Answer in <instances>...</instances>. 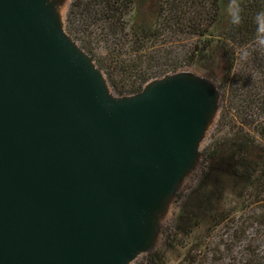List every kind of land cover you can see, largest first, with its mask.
I'll return each mask as SVG.
<instances>
[{"label":"water","instance_id":"obj_1","mask_svg":"<svg viewBox=\"0 0 264 264\" xmlns=\"http://www.w3.org/2000/svg\"><path fill=\"white\" fill-rule=\"evenodd\" d=\"M217 99L183 73L117 97L54 0H0V264H132Z\"/></svg>","mask_w":264,"mask_h":264},{"label":"trees","instance_id":"obj_2","mask_svg":"<svg viewBox=\"0 0 264 264\" xmlns=\"http://www.w3.org/2000/svg\"><path fill=\"white\" fill-rule=\"evenodd\" d=\"M238 2L243 21L233 27L226 15L229 0H72L64 29L117 97L139 93L148 82L180 73L199 57L214 78L221 68L215 132L199 152L205 167L166 245L184 250L183 240L195 229L214 232L228 225L236 240L247 242L240 264H264V249L249 245L246 236L253 226L264 230V52L254 48L252 21L264 10V0ZM243 47L249 56L240 60ZM229 185L241 198L237 219L226 196ZM194 250H186L187 264L195 262L189 257ZM138 264L165 263L153 254Z\"/></svg>","mask_w":264,"mask_h":264},{"label":"rangeland","instance_id":"obj_3","mask_svg":"<svg viewBox=\"0 0 264 264\" xmlns=\"http://www.w3.org/2000/svg\"><path fill=\"white\" fill-rule=\"evenodd\" d=\"M56 3L57 12L61 15V20H65L67 8L72 0H54ZM202 57H199L196 64L193 66L183 68L180 73L195 75L202 77L211 82L216 88L218 85L219 75L222 73L221 68L215 69L216 78L206 73L201 68ZM219 107L217 106L216 112L213 115L210 123L208 124L203 139L199 146V152L211 142L214 135L216 123L219 116ZM204 166L203 159L199 156L190 172L183 177L178 184L174 195L166 203L163 212L157 220V231L155 240L151 248L143 254H140L132 264L145 263L146 258L153 254H160L165 264H187L183 261L186 250L189 247H195L194 251H189V257L194 259L193 264H240L243 249L247 244L243 239H235L231 226H222L214 232L207 231L206 228H198L193 231L189 239L183 240L185 249L176 247L169 249L166 245V237L169 232L174 230L177 222L178 211L183 202L190 196L191 192L198 187L200 180V172ZM205 167V166H204ZM231 189V190H230ZM229 190V192H228ZM226 196L228 203L233 208V215L238 218L241 214V205L239 204L241 198H238L236 189L231 186H226ZM235 229V226L233 227ZM247 240H251L249 245L252 247H259L260 250L264 249V230L255 226L249 228L246 233ZM186 243V244H185ZM198 245V247H196Z\"/></svg>","mask_w":264,"mask_h":264},{"label":"clouds","instance_id":"obj_4","mask_svg":"<svg viewBox=\"0 0 264 264\" xmlns=\"http://www.w3.org/2000/svg\"><path fill=\"white\" fill-rule=\"evenodd\" d=\"M226 15L229 23L233 27H239L243 21V9L238 0H229L226 8ZM255 31L253 35L254 48L264 52V10H259L252 17ZM249 56L247 47H243L239 51L240 60H245Z\"/></svg>","mask_w":264,"mask_h":264},{"label":"bare ground","instance_id":"obj_5","mask_svg":"<svg viewBox=\"0 0 264 264\" xmlns=\"http://www.w3.org/2000/svg\"><path fill=\"white\" fill-rule=\"evenodd\" d=\"M58 14H59V12H58ZM59 16H60V18H61V15L59 14Z\"/></svg>","mask_w":264,"mask_h":264}]
</instances>
